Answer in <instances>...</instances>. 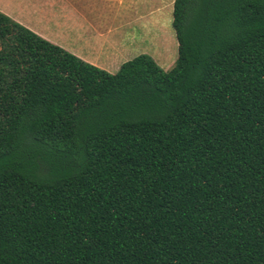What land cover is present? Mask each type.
Masks as SVG:
<instances>
[{"label": "trees", "instance_id": "16d2710c", "mask_svg": "<svg viewBox=\"0 0 264 264\" xmlns=\"http://www.w3.org/2000/svg\"><path fill=\"white\" fill-rule=\"evenodd\" d=\"M172 27L111 73L0 11V264H264V0Z\"/></svg>", "mask_w": 264, "mask_h": 264}, {"label": "crops", "instance_id": "0c3cea01", "mask_svg": "<svg viewBox=\"0 0 264 264\" xmlns=\"http://www.w3.org/2000/svg\"><path fill=\"white\" fill-rule=\"evenodd\" d=\"M174 1L0 0V11L79 58L115 73L140 54L154 60L162 56V21H172ZM167 57L169 61L172 55L163 56V62Z\"/></svg>", "mask_w": 264, "mask_h": 264}, {"label": "rangeland", "instance_id": "374dc122", "mask_svg": "<svg viewBox=\"0 0 264 264\" xmlns=\"http://www.w3.org/2000/svg\"><path fill=\"white\" fill-rule=\"evenodd\" d=\"M162 49H161V55L157 57L155 60L159 66H161L165 70H169L173 67L175 58L178 56V41L175 35V31L172 27V21L170 20H163L162 21ZM172 55L171 58L168 61V57L166 63L162 60L163 56ZM168 61V62H167Z\"/></svg>", "mask_w": 264, "mask_h": 264}]
</instances>
